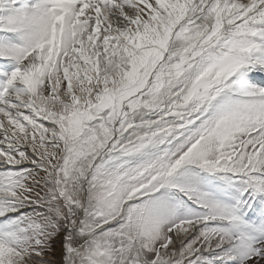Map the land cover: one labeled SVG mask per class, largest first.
<instances>
[{
  "label": "snow or ice",
  "instance_id": "obj_1",
  "mask_svg": "<svg viewBox=\"0 0 264 264\" xmlns=\"http://www.w3.org/2000/svg\"><path fill=\"white\" fill-rule=\"evenodd\" d=\"M0 264H264V0H0Z\"/></svg>",
  "mask_w": 264,
  "mask_h": 264
}]
</instances>
